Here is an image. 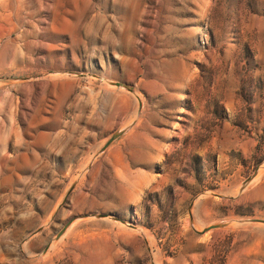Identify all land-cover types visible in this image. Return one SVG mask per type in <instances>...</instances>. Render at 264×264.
Listing matches in <instances>:
<instances>
[{"label": "rangeland", "instance_id": "obj_1", "mask_svg": "<svg viewBox=\"0 0 264 264\" xmlns=\"http://www.w3.org/2000/svg\"><path fill=\"white\" fill-rule=\"evenodd\" d=\"M258 218L264 0H0V264H264Z\"/></svg>", "mask_w": 264, "mask_h": 264}, {"label": "water", "instance_id": "obj_2", "mask_svg": "<svg viewBox=\"0 0 264 264\" xmlns=\"http://www.w3.org/2000/svg\"><path fill=\"white\" fill-rule=\"evenodd\" d=\"M254 220H258V221L264 222V219L263 218H258V219H254ZM222 224L223 223H215V224L210 225L208 228L218 227V226H221Z\"/></svg>", "mask_w": 264, "mask_h": 264}]
</instances>
